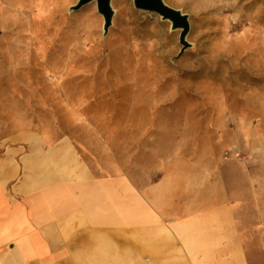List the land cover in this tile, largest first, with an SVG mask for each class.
Returning <instances> with one entry per match:
<instances>
[{
    "label": "rangeland",
    "instance_id": "374dc122",
    "mask_svg": "<svg viewBox=\"0 0 264 264\" xmlns=\"http://www.w3.org/2000/svg\"><path fill=\"white\" fill-rule=\"evenodd\" d=\"M76 1L0 0V141L39 125L78 144L102 128L103 143L109 128L166 137L168 160L243 179L246 261L264 264L261 214L246 211L264 209V0H163L188 15L181 54L179 30L132 0H110L106 34L95 1Z\"/></svg>",
    "mask_w": 264,
    "mask_h": 264
},
{
    "label": "crops",
    "instance_id": "0c3cea01",
    "mask_svg": "<svg viewBox=\"0 0 264 264\" xmlns=\"http://www.w3.org/2000/svg\"><path fill=\"white\" fill-rule=\"evenodd\" d=\"M113 129L105 143L103 128L78 144L48 125L0 141V264H247L243 179ZM246 211L264 229V209Z\"/></svg>",
    "mask_w": 264,
    "mask_h": 264
},
{
    "label": "water",
    "instance_id": "95a60500",
    "mask_svg": "<svg viewBox=\"0 0 264 264\" xmlns=\"http://www.w3.org/2000/svg\"><path fill=\"white\" fill-rule=\"evenodd\" d=\"M89 1H95L96 10L101 14L103 19L102 30L103 33L106 34L113 17L110 0H77L74 5L69 7V10H76ZM132 3L135 9L154 12L158 14L161 19L168 20L170 22L171 30H179L178 41L181 44L179 54H181L185 48L190 46L185 39L189 30L187 14L166 4L163 0H132Z\"/></svg>",
    "mask_w": 264,
    "mask_h": 264
},
{
    "label": "bare ground",
    "instance_id": "6f19581e",
    "mask_svg": "<svg viewBox=\"0 0 264 264\" xmlns=\"http://www.w3.org/2000/svg\"><path fill=\"white\" fill-rule=\"evenodd\" d=\"M3 3H7L9 1V3L15 1V0H1Z\"/></svg>",
    "mask_w": 264,
    "mask_h": 264
}]
</instances>
